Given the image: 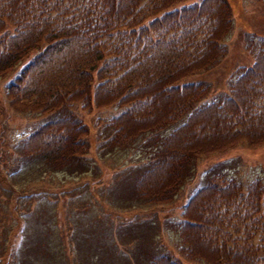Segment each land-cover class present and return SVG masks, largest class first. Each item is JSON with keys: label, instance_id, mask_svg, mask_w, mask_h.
Returning <instances> with one entry per match:
<instances>
[{"label": "trees", "instance_id": "obj_1", "mask_svg": "<svg viewBox=\"0 0 264 264\" xmlns=\"http://www.w3.org/2000/svg\"><path fill=\"white\" fill-rule=\"evenodd\" d=\"M175 1L0 0V74L20 64L5 84L12 105L52 111L117 102L109 131L118 146L144 131L153 142L155 129L185 113L140 167L134 193L147 201L172 199L199 154L264 143V34L227 91L195 103L206 86L182 78L224 53L232 7L227 0L171 7ZM87 131L68 110L35 123L21 152L63 167L82 154ZM176 230L185 252L208 264H264V184L259 177L246 184L233 176L205 180L181 202ZM47 242L34 253L56 244ZM142 252L139 264H180L162 251Z\"/></svg>", "mask_w": 264, "mask_h": 264}, {"label": "rangeland", "instance_id": "obj_2", "mask_svg": "<svg viewBox=\"0 0 264 264\" xmlns=\"http://www.w3.org/2000/svg\"><path fill=\"white\" fill-rule=\"evenodd\" d=\"M191 1L177 0L171 7ZM227 1L232 16L221 39L224 53L182 78L206 86L195 103L227 91L230 75L238 65L252 61L258 37L264 34L262 0ZM19 65L0 74V264H139L143 250L165 252L180 264H208L181 247L176 230L181 202L207 179L233 176L246 184L259 177L264 184V143L250 146L239 141L199 154L186 168L172 199L147 201L134 193L140 167L152 156L160 136L185 113L155 129L158 138L153 142L146 140L150 132L144 131L130 143L113 145L109 118L121 104L86 108L72 102L52 111L21 109L9 102L5 92ZM68 110L88 127L81 155L63 167H52L21 152L22 138L35 123ZM50 238L55 246L35 254ZM134 242L140 249L132 251ZM26 244L33 245L27 253Z\"/></svg>", "mask_w": 264, "mask_h": 264}]
</instances>
